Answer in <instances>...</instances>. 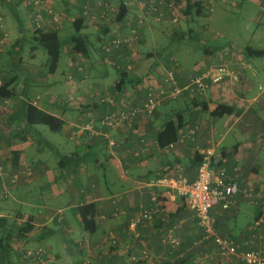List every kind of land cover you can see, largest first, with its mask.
<instances>
[{
    "label": "crops",
    "instance_id": "obj_1",
    "mask_svg": "<svg viewBox=\"0 0 264 264\" xmlns=\"http://www.w3.org/2000/svg\"><path fill=\"white\" fill-rule=\"evenodd\" d=\"M80 1L76 0L79 4ZM209 1L214 7L218 0H207L205 5ZM220 1L242 8V12L246 13V5L238 0ZM251 1L257 4L262 16L264 13L260 5L264 0ZM0 2L12 5L14 1ZM54 3L57 7L64 4L69 10H74L70 0H54ZM14 8L15 13L22 9L19 5L9 7V10ZM73 10L70 12L76 13ZM247 12L250 16L252 11L248 10V6ZM205 13L207 21H203L204 26H200L201 21L193 26L194 33L198 35L194 42L172 44V39L175 40L172 37L166 45L158 47L154 44V50L150 52L146 50L150 31L144 30L143 38L137 44L125 47L117 54L122 62L131 61L134 65L133 70L126 73L121 89L117 87L121 73L100 60L102 39L93 27H84L92 42L86 57L72 52L69 45L72 32L68 37V24L59 31L65 42L63 50L68 56L67 66L74 72L72 81L65 80L67 85L63 91H59V87L64 83L52 77L53 72L46 73V76L41 72L45 62L38 60L40 66L32 67L38 53L37 48L32 47V66L24 70L27 83L24 82L22 87L23 94L19 98L14 95L0 99V163L12 164V152L17 150L21 151L17 167L30 165L34 169L31 180L12 190L10 202H0V216H8L11 220L15 218L17 224L29 220L33 225L19 246L26 243L28 247H42L49 264H81L83 259H89L93 264H136L130 260V254L141 250L152 254V259L143 264H182L183 261L184 264H191L200 249L210 251L213 248L211 242L199 249L194 245L202 235L194 212L174 189L157 183V180L176 177L179 173L194 180L199 163L207 156L206 151L211 150L210 164L213 169L225 167L231 171L237 167L244 176L264 184V83L259 81L260 76L264 77V66L260 68L254 62V55L258 52L254 53L237 42H218L216 39L224 38L226 33H220L216 28L214 10L208 12L206 8ZM24 16L19 14L22 22ZM131 18L127 15L119 21L118 30L127 32L128 23L133 21ZM253 20L257 26L261 23V17ZM93 32L96 36L92 39ZM263 34L264 25L259 31L260 36ZM175 59L179 64L175 65ZM78 63L90 66L93 73L86 68L84 73L79 72L76 68ZM221 64L230 66L233 76L211 83L201 96L194 97L185 90L177 98L160 105L151 116L140 115L131 124L93 137L84 133L74 142L69 139L76 125L105 112L106 105L98 103L101 97H111L126 89L136 100H141L143 92L138 83L147 73L156 76L173 71L179 85L185 87L191 78ZM148 67L149 71L145 72ZM9 75L7 81L12 79ZM68 95L74 99L67 100ZM38 96L37 107L60 118L63 127L59 133L74 143L65 155L60 152L63 146L58 148L54 142H45L39 125L27 127L25 140L14 133L23 127L19 120L24 103ZM203 103L207 106L206 110L202 107ZM218 103L232 105L236 111L222 116L211 115ZM171 111L182 112L183 124L178 130V139L172 143L174 146L161 148L157 143V134ZM193 127L197 129L194 137L182 138ZM43 143L60 157L52 167L48 165L49 158L41 156ZM29 147L38 151L36 157L26 154ZM61 160L70 165L61 167ZM71 170H75L76 174L70 173ZM113 176H119L117 188L106 182ZM89 203L96 205L97 229L94 233L84 229L78 210L79 206ZM152 207H157L158 211L150 219L131 226L132 218ZM24 213L28 217L22 221ZM211 215L219 235L242 244L263 230L262 226H256L259 207L246 200L241 193L229 208L224 209L220 204L213 206ZM109 233L114 234L116 245H112ZM168 235L181 240L177 249L162 243ZM47 237L64 242L67 262L62 260L60 253L52 251L50 243L43 245ZM255 243H261V238L257 237ZM13 247L18 248L15 244ZM222 264L242 263L233 257L224 259Z\"/></svg>",
    "mask_w": 264,
    "mask_h": 264
},
{
    "label": "built area",
    "instance_id": "obj_2",
    "mask_svg": "<svg viewBox=\"0 0 264 264\" xmlns=\"http://www.w3.org/2000/svg\"><path fill=\"white\" fill-rule=\"evenodd\" d=\"M24 4L30 8V18L34 25V30L60 31L71 21L69 13L65 10H58L54 6V0H23ZM77 3L76 0H70ZM128 6L136 8V14L132 22L128 23V31L118 30V24L109 29L111 16L114 19L118 7H114L109 0H82L81 16L85 22L99 31L101 36V46L99 54L103 64L119 72H131L134 65L131 61L122 62L116 55L120 54L125 47L131 48L142 38L141 29L153 19L158 23L170 20L172 24H177L180 18L184 16L186 6L185 0H126ZM208 12H212L214 7L212 1L206 5ZM264 13V3L260 5ZM3 17L0 15V24ZM111 30V32H109ZM8 34L3 31L0 25V53L7 46ZM73 46L72 44H70ZM72 48V47H71ZM230 56L233 55L230 53ZM175 65L177 61L174 60ZM79 72L84 73L82 63L76 64ZM7 74L0 73V86L6 81ZM228 76H233L231 68L226 64L209 68L202 75L190 79L185 87L179 85L173 71H166L154 74H146L138 83L143 92L141 100L130 94L126 89L119 90L116 95L111 97H101L99 104L106 105L103 114L91 116L80 125H76L69 136L71 141H76L79 136L86 133L93 137L105 133L106 130L119 129L127 124H131L140 115L151 116L155 110L168 100H172L188 90L194 97L205 94L211 83L224 80ZM73 75H68V81L73 80ZM40 96L30 101L36 106L39 103ZM72 95H68L67 100H73ZM6 101L5 103H8ZM196 127L188 130L182 138H192L195 135ZM170 144L169 147H173ZM1 154V146H0ZM206 157L202 160L197 169V176L194 180L188 179L185 175L179 173L176 177H161L157 183L163 184L176 191L185 204L194 212L198 228L201 230V237L195 241V246H206L209 242L213 244L210 251H201L193 260L195 264H222L224 259L237 258L242 264H264V184H258L249 177L244 176L243 172L235 167L229 171L225 167L213 169L210 161L212 151H206ZM11 165V163H9ZM33 173L31 166H26L17 171L12 167L0 163V193L6 198L9 193L7 185L13 187L23 181H28ZM250 203L259 207V216L256 226L263 227L262 232L253 234L251 239L243 244L227 237L219 235L215 229V220L211 215V208L220 204L222 208L231 207L238 194ZM158 211L157 207L142 210L137 216L132 218L131 226H136L143 220L150 219ZM109 239L112 245L117 241L113 233H109ZM261 238V243H255L256 238ZM162 243L169 245L172 249H177L181 245V240L174 235H168L162 239ZM245 245V246H243ZM152 259V254L147 250L133 252L130 254L132 262H142ZM86 259L82 264H88ZM0 264H7L1 263ZM20 264H49L45 250L40 247H28L22 250V260Z\"/></svg>",
    "mask_w": 264,
    "mask_h": 264
},
{
    "label": "rangeland",
    "instance_id": "obj_3",
    "mask_svg": "<svg viewBox=\"0 0 264 264\" xmlns=\"http://www.w3.org/2000/svg\"><path fill=\"white\" fill-rule=\"evenodd\" d=\"M1 1V0H0ZM14 2L12 3V5L9 4H3L0 2V15L3 17V21L0 25H2L3 31L5 33L8 34V43L7 46L4 47V51L2 53H0V73H4V74H10L9 76H11V80L10 82L13 85V89L15 91V98H19V96H21L23 93L21 92L23 89V85L24 82L27 83L26 80V75L24 73V70L27 68L29 69L28 66H32V62L30 60V55H31V50L32 47L34 46L35 42L33 39V35H34V25L31 22V18L29 16L28 11H30V8L28 6H26L24 4L23 0H13ZM63 1V0H62ZM111 2V4L114 7H118L119 10V1L120 0H109ZM193 1H203V2H207V0H193ZM236 1V0H234ZM240 1L242 4L244 3L246 5V13L242 12V8L236 7L233 4L231 5V3H228V5H226L223 1L218 0L217 2L214 3V15L215 16V23L217 25V29L219 30V32H225L226 35L224 38H220V39H216L218 42H222V43H228V42H237L239 44H241L243 47H247L248 49L252 50V52H258V54H255L254 57L256 60H254V62H256L260 68H263L264 66V34L263 35H259V31L262 30V26L264 25V14H262V16L259 14V9L257 7L256 3H252L251 0H238ZM82 0L80 1L81 4ZM79 4V2H77ZM75 2H73L72 7L74 8L75 12H70L72 10H69V8H67L66 5V10H65V5L61 4V7H57L54 3V6L56 7V9L58 10H65L67 11L69 14V18L71 21L73 18H77L79 16H81V5L77 4ZM19 6L22 8L21 10H18L19 13H15V17L14 14L12 12V10H9V7H13V6ZM205 5V3H204ZM247 6H248V10L251 9V15H248L247 12ZM129 7V13H128V17H132L131 19H134V15L136 14V8L133 6H128ZM73 10V11H74ZM28 12L27 16H24L26 13ZM19 14L20 16H24L25 18H23V22L22 20L19 19ZM118 14V11L116 13V16ZM261 17V23L257 26V22H255L253 19L256 17ZM206 14H204L201 17L196 18L195 20H192V18L190 16H183V18H180V20L178 21L177 24H172L170 22V20H166L163 23H158L156 21H154L153 19H149L148 22H146V24L143 26V28L141 29L142 31V36L144 35V30H148V32L150 31L151 33H153L154 35H152L150 32L148 33L149 36L147 38L148 40V45L146 50L152 52L154 50L153 45L155 44L156 46H160V45H166L170 42V40L173 38H175L176 36L174 35V31L175 29H180L182 30V32L185 33V36L183 37L182 40H174L172 39L173 43L172 44H176V43H180L181 41H187L188 43L190 42H194L195 39H192L191 37H189V30L190 28L193 29L194 25H199V21H201L200 26H204L203 21H207ZM130 19V20H131ZM223 19H225L226 21L224 22ZM197 22V24H196ZM119 21L116 20V18L114 19L113 16H111L110 19V23L108 26L109 29H113V26H115L116 24H118ZM219 24V26H218ZM87 26H89L88 24H86ZM70 31H69V35L68 37L71 35V32L73 31V25L69 22L68 26ZM92 29V26H89ZM23 28V29H22ZM22 29V30H21ZM94 29V28H93ZM214 29V28H213ZM194 30V29H193ZM122 32H126L125 30H122ZM194 33V31H193ZM196 34V33H194ZM95 33L93 32L91 34L92 39L94 38ZM95 41V39H94ZM70 42V41H69ZM72 44L71 42L69 43V45ZM17 48H19L18 52ZM124 50V49H123ZM36 51L38 52L36 54V59H34V64L32 67L34 66H40L38 63V60H41L43 62L46 61L47 58V54L46 51L43 49V47H38L36 49ZM251 52V51H250ZM100 55V54H99ZM74 58V56H72ZM19 58V59H18ZM78 58V57H77ZM68 56L66 54V52L62 49V53L60 56V60L57 64L56 69L53 71V73H51V76L54 78H58L62 81V83H64L62 86L59 87V91H63V87H66V82L65 80H68V75L72 74L74 75V72L72 71V69L70 68V66H67V60ZM100 60H101V56H100ZM175 61H177L175 59ZM77 62V61H76ZM81 62V61H80ZM102 62V61H101ZM18 63V64H17ZM20 63V64H19ZM177 63L179 64V62L177 61ZM103 64V63H102ZM105 65V64H104ZM20 66V67H19ZM83 66V64H82ZM84 68H86V70L89 73H93V70L90 68V66L87 65L83 66ZM230 67V66H229ZM36 68V67H35ZM145 72L149 71V67L147 69H144ZM117 71V70H116ZM45 76L46 73L50 72L49 69L44 66L43 71H41ZM119 72V71H118ZM122 73V72H120ZM148 74V73H147ZM17 76V77H16ZM260 83H264V77H261ZM8 76L6 78V81L8 80ZM11 85V86H12ZM25 94V93H24ZM92 94V93H90ZM160 106V105H159ZM40 128L43 129V134H44V140L45 142H54L56 143V145H58L57 147L59 148L60 146H63L60 148V152L65 155L69 148L72 147V144H74L71 141H68L66 139V137L59 133V132H53L51 131L47 126L45 125H39ZM43 151H41L40 153H42L41 156H43L44 158H49L50 163L48 164L49 167H52L53 164H57L60 157L59 155L55 152V150H52L50 147L46 146V143H43ZM37 152L35 151V148L31 149V147H29L26 151V154H28V156L30 157H36L37 156ZM8 166L12 167L14 170L20 171L22 170V168H25L26 166H30V165H25L22 167H17V166H12V164H8ZM33 169V168H32ZM34 175V169H33V173L32 176ZM31 176V178H32ZM71 176V175H70ZM117 176V175H116ZM116 176H113L112 178H108V181L106 180V182L110 183L113 185V187H118L120 184V179L119 176L116 178ZM31 178L29 180H31ZM28 180V181H29ZM24 182L27 181H23L21 182L19 185L13 187L11 185H7L9 188V193L8 196L6 198H4L1 193H0V202L5 201L7 203L8 200L11 199L12 197V190L18 186H20L21 184H23ZM102 183H105V180L102 179ZM10 202V201H8ZM17 217V215L15 216ZM28 216L24 213V217H22V221L26 220ZM15 219V218H12ZM200 238V235H199ZM21 240H19V242L16 243V246L20 249V251L22 252V250L28 248L27 244H22L19 246ZM50 243L52 246V251L54 253H60L62 260L67 262L66 255L67 250L65 249V244L62 240L59 241V239L54 238V237H47L45 239V241L43 242V245ZM200 247L198 246V249ZM195 249V248H194ZM200 251H202V249H200ZM14 254V253H12ZM14 257H16V254L13 256V260ZM19 257V256H18ZM195 256L193 257L194 260ZM20 259H18L16 257L15 263L16 264H20ZM191 264H195V262H193ZM85 259L82 260V262H84ZM82 262H80L82 264ZM49 263V261H48ZM144 262H139L138 264H143ZM88 264H93V262L90 260ZM137 264V263H136Z\"/></svg>",
    "mask_w": 264,
    "mask_h": 264
},
{
    "label": "trees",
    "instance_id": "obj_4",
    "mask_svg": "<svg viewBox=\"0 0 264 264\" xmlns=\"http://www.w3.org/2000/svg\"><path fill=\"white\" fill-rule=\"evenodd\" d=\"M186 6L184 9V15L190 16L192 20H195L198 17L203 16L206 10V5H204L203 1H193V0H185ZM119 10L116 17L117 21H121L124 19L129 13V7L126 4V0L119 1ZM15 7V5L13 6ZM66 10V5H65ZM14 17L16 9L12 10ZM73 31L70 37V42L72 43V52L73 53H81L85 57L89 55L91 39L88 33L84 32V27H86L85 20L82 17H77L74 19L73 23ZM189 37L192 39H197L198 35L193 33V29L190 28ZM174 35L175 39L182 40L185 36V33L181 30L175 29ZM34 46L35 48L43 47L46 51L47 58L45 61V66L49 69L50 72H53L57 64L60 60V56L62 53V49L64 47L65 42H63L58 31H44V30H35L34 35ZM250 50V49H249ZM124 78H126V72L121 73V80L117 84L118 89H121V84L124 83ZM12 83L9 81H5L2 86H0V99L4 98H12L15 95V91L11 88ZM203 109L206 110L207 106L203 103ZM20 123L23 124V127L16 129L14 131L15 135L20 137V139L25 140L26 134L25 131L27 127H31L34 125H45L53 132H59L63 127V121L57 116L50 114L31 103H24L22 107ZM236 111V108L232 105L218 103L215 108L211 111V115L214 116H222L225 114H232ZM177 119V120H176ZM183 124L182 112L171 111L167 114V118L159 130L157 134V143L163 148L172 143H174L178 139V130L181 128ZM21 151H13L12 152V165L17 166ZM62 161V160H61ZM61 162V167H66L70 164ZM70 173L76 174L75 170H71ZM78 210L82 216V222L84 225V229L87 232L94 233L97 229L95 222V213H96V205L95 203L84 204L78 207ZM33 228V225L29 222V220L24 221V223L17 224L16 219L11 220L10 217L1 215L0 216V262L13 264L16 260V257L22 260V252L19 248L13 247V245L19 240H22L25 237V234ZM14 253V254H12ZM14 260L12 259L13 256ZM19 256V257H18ZM145 262V261H142ZM183 261L182 264H184ZM16 264V263H14Z\"/></svg>",
    "mask_w": 264,
    "mask_h": 264
}]
</instances>
